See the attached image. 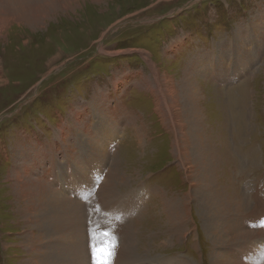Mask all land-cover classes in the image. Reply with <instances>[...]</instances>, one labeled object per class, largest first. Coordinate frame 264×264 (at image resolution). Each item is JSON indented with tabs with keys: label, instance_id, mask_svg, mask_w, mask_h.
I'll list each match as a JSON object with an SVG mask.
<instances>
[{
	"label": "rangeland",
	"instance_id": "1",
	"mask_svg": "<svg viewBox=\"0 0 264 264\" xmlns=\"http://www.w3.org/2000/svg\"><path fill=\"white\" fill-rule=\"evenodd\" d=\"M24 1L31 12L23 5L0 8V264H68L63 237L72 222L59 220L50 204L62 201L58 183L68 195L77 187L52 179L45 183L54 191L44 189L24 156L29 144L55 149L81 107L97 126L94 108L102 95L120 101L113 91L117 79L134 80L123 101L136 121L116 143L114 181L110 165L83 201L76 225H85V262L116 264L121 256L120 263L129 264L123 255L135 250L140 264H213L217 250L252 264L243 247L252 243L264 251V237L243 240L241 232L258 231L264 221V24L249 54L241 37L238 53L225 46L241 25L258 15L264 21V0ZM198 60L203 72L193 69ZM155 71L163 92L193 97L194 108L181 111L183 155L170 117L162 121L167 110L160 104V113L151 91L137 84L140 72L154 82ZM81 141L87 152L86 138ZM37 155L39 164L43 154ZM218 191L221 204L204 202ZM181 227L189 236L161 248Z\"/></svg>",
	"mask_w": 264,
	"mask_h": 264
},
{
	"label": "bare ground",
	"instance_id": "2",
	"mask_svg": "<svg viewBox=\"0 0 264 264\" xmlns=\"http://www.w3.org/2000/svg\"><path fill=\"white\" fill-rule=\"evenodd\" d=\"M29 1H28V3H29ZM34 1H36V0H34ZM24 2H25L24 0H0V8L1 9H5V8L15 9V8L19 7V6L17 7V5H23ZM38 2H34V3H38ZM43 3L46 4L45 1ZM25 6H26V4L23 5L24 11H26V9L28 8L27 11L29 10V12H31L30 10H32V7L30 5H29L30 7L28 5L26 7ZM29 12H27L26 14H28ZM0 24H1V20H0ZM263 24H264V21L259 15L256 16V18L254 20H249V23H247L245 26H243V25L240 26V28L236 32L235 38L229 44H227L225 47H227L228 49H231V47H232L233 51H236V49H237L236 52L238 53L237 44H238L239 38L241 37L246 44L247 53L249 54V52L252 51L253 45H255L254 48H256L257 41H258L259 36L263 30ZM4 31H5L4 29L0 28V37L3 36ZM233 44H234V46H232ZM176 48H177L176 45H172L170 47V50L175 52ZM262 50H264L263 47L260 49L259 54L262 52ZM103 52H105V50H103ZM200 58H201L200 56L196 57V59H200ZM255 59H256V57L252 56L249 58V61L255 62ZM208 60L210 61V64H213L211 59H208ZM203 63H204V61L202 62L201 60H198L197 62H195L193 64V67H194L193 69L198 70L200 72H203ZM237 63H238V61H237ZM152 70H154L153 67H152ZM237 70H238V67H237V65H235V72L236 73H237ZM241 70L243 71V69H241ZM140 74H141L140 76H141L142 80L139 81V83L137 82V84H139V86H140L139 87L140 90L142 89L141 87H143L144 89L151 91V93L154 95V97L156 99V104L158 106V111L160 113L163 112L160 104H163V106L167 110L168 114L167 113L161 114V117L163 119L162 121L164 124H166L165 118L170 117V119L172 121V124H171L172 128H173V130H176V131H174L176 136H177L175 138V145H176L180 155H183V153L186 152L184 140H186L187 138H184V139L182 138L184 133L182 131V125H181V123H183V122L180 120L181 111L183 109H187L189 107V105L192 108H194L195 103L193 101V97L190 95L186 96L185 98L182 96H179V95L174 97L175 93L173 91L169 92L168 94L163 92V90L161 89L162 85H161V82L159 79L161 77L157 75L156 71L153 72V75L155 77L156 82L155 81L153 82L151 78H147L143 74V72H140ZM209 74L213 75V72H210ZM210 75H209V77H210ZM137 76H138V73L135 74L134 78H136ZM114 81H115V88L113 91H115V93L117 95L116 97L120 101L116 105L115 102H113V101L110 103V96L109 95H107V96L102 95L101 105L96 104L97 106L94 108V111L97 114L96 115L97 126H95V127L92 126V121H91L92 116L89 115L90 113H89V111H87V109L84 110L81 107V111H78L74 114V117L72 119L73 122L69 123L70 125H68V126L66 125L62 129L61 136H60L61 138H59L61 143L55 144L56 145L55 149L52 147L53 149L49 148V150H46L40 142H38V144H36V145L35 144L30 145L29 144V150H28L29 157L24 156V160L21 159V160H23L29 164L30 169L32 170L33 174L36 175V177L39 180V184L44 189L54 191L53 186L49 187V184L47 185L45 183V180H52V179L58 180V181H61V180L65 181L66 180L69 184H71L70 185L71 187L72 186L77 187V189L76 190L74 189V191L70 190L71 192L68 195V192L63 190L64 185L61 183H58V185L61 189L60 195L62 196V201H57L55 203L50 204V207H51L54 215L59 220L69 216L67 221L72 222V226L70 228L71 233H69L68 229H65L64 233L67 235L63 237L64 245L66 246V250L68 251V253L71 252V256H69L67 259L68 264H90L91 263L90 260H89L90 263L88 261L85 262V259H89L88 252L85 251L86 248L88 249V240L85 239V241H83L81 239L82 234H81L80 230L81 229L85 230L84 229L85 225L83 226L81 223H79L77 226L76 221H78V220L81 221V217L79 214H80V211L82 214L81 208L84 206L83 201H85V199L87 197V191L89 189H91V191H92V189H93L92 184L94 185L95 181H97L96 184H98V178L96 177V175L99 172L101 174L105 173L106 169L108 167H110V165H111V168L114 172L112 171L113 174L110 176L108 175L110 177V179H109V177H108V179H109L110 184H111V182L114 181V180H111V178L116 176V171H117L116 169H117V165L119 164V161L118 160L116 161L112 157L114 155L116 145L118 144L117 141H119V139H121V133H122V131L125 130L126 126H130V125L132 126V124H133L132 122L134 120L136 121V118H134L135 115H133L130 112H127V110H126L127 107L123 101V98H124V96H126L125 94L128 93L130 86H131V88L136 87L134 80H133V83L132 82L128 83V80L122 81L119 79L114 80ZM124 83H128V84L124 85ZM152 83H154V85H156L155 83H157L160 87V90L153 89ZM171 83H172L171 80L165 79L164 80L165 88L168 90L172 89ZM170 99H172V103L170 102ZM87 115H88L89 119H88V117L86 119ZM137 119H140V117H137ZM136 123H138V122H136ZM142 126H143V124H142ZM166 128H168V127H166ZM136 129H139V128L136 127ZM178 131H180L181 135L179 134ZM82 136L84 138H86V142L84 143V147L86 145L89 148V150L87 152H85L84 151L85 149L83 150V148H82L83 147L82 145L84 142V141L83 142L81 141ZM180 136H181V138H180ZM139 138H140L139 142L141 144L142 143V136L140 135ZM75 142H76V145H75ZM40 145L43 147V149H41ZM24 149H26V146ZM177 149L175 148L176 153H177ZM38 153L43 154L40 157V159H44L43 162H40V160H39V164L36 163L37 160L39 159L38 158L39 156L37 155ZM245 155H246V153H245ZM182 157H187L188 159H191L188 156H182ZM246 157H247V155H246ZM62 159L65 160V163L62 162ZM249 159L251 160V158H249ZM72 163L74 165V168L76 169L75 172H73V170H72L73 169ZM248 163H250V162H248ZM190 164H191V162L189 163V165ZM93 165L97 166L98 171L92 167ZM37 168L39 169V171L36 174L35 171L37 170ZM40 168H42V169H40ZM190 169H193V168L190 167ZM66 173H67V175H66ZM99 177H100V174H99ZM108 179H107V181H108ZM119 183L125 184V179L121 178V181H119ZM194 186H195V184L193 185V187ZM142 188H143V186H142ZM74 193H77L76 197H73ZM119 194L120 193H118L117 195H119ZM66 195H68V196H66ZM128 195H130V194H128ZM127 197H125V198H127ZM131 197H133V196L131 195ZM139 197H141V196H139ZM145 197H146V195H145ZM209 198H208V201H204V202H207L210 206H213L216 203L218 205L221 204L222 203L221 200L223 199L222 196H220L219 191L216 193L212 192L211 197H209ZM91 199H93V198H91ZM116 200H118V199H116ZM66 201H71V202L67 203ZM79 201H81L83 204L78 203ZM127 201L130 202L131 199H129ZM130 204H133V202L132 203L130 202ZM136 204H138V203H136ZM174 206H175V203H174ZM130 207L131 206H129V208ZM131 208L133 209V207H131ZM184 208L186 210L188 208V205L187 206L185 205ZM137 209H139V207H137ZM125 210H127L126 206H125ZM125 210H124V212H125ZM257 210H258V207H257ZM167 211L168 210H166V212ZM174 212H176L178 214L177 209L174 210ZM83 213H84V217L86 219L85 210H83ZM128 214H130V213H128ZM178 216L179 217L176 219L177 220L176 223L179 224L180 226H183L184 222L180 221L181 217L179 214H178ZM233 224L236 227L239 226L236 222ZM260 224L263 225L262 226L263 228L262 229L259 228L258 231H250V230H249V232L242 231L241 237L243 238V240L255 239V238H258L261 236L264 237V221H263V223H260ZM171 225H172V227L174 226V224L172 222H171ZM185 232L187 233V231L184 230V227H181L179 230L171 232L169 234V240L167 242H165L163 245H161L160 247L161 248H167L172 244V241H176L178 243L181 238H185V237H183L186 234ZM185 236L188 237L189 233ZM247 245L249 246V248L244 245L245 247H243V250L251 253V260L254 261L252 264H264V251L262 250V248L255 249L252 243H247ZM146 249H149V248L146 247ZM134 252H135V250H129L123 256L126 257L127 259H129L128 260L129 264L130 263L140 264L138 262L137 258L135 259ZM183 259H184V255L183 256L180 255V259H179L178 263H180ZM223 259H225V261ZM239 259L240 258H239L238 254H235L233 256V255L228 254L226 252L216 250V253L213 256L212 262H213V264H239L238 263ZM124 260H126V259L124 258ZM80 261H83V263H81ZM120 262H122L121 256H119L118 262L116 261V264H121Z\"/></svg>",
	"mask_w": 264,
	"mask_h": 264
}]
</instances>
